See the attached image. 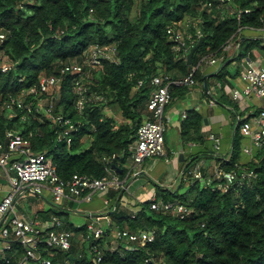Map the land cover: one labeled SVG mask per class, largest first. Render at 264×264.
Segmentation results:
<instances>
[{"label":"trees","instance_id":"1","mask_svg":"<svg viewBox=\"0 0 264 264\" xmlns=\"http://www.w3.org/2000/svg\"><path fill=\"white\" fill-rule=\"evenodd\" d=\"M168 27L183 34L186 48L175 49ZM263 28L264 0H232L228 7L217 0H0V63L10 65L6 72L0 70V142H5L8 131L28 137L31 152L50 157L64 183L74 174L102 177L107 166L103 158L112 154L116 157L108 166L124 177L127 170L122 165L132 164L130 146L136 141L137 129L151 118L147 102L156 90L150 84L154 76L177 80L192 73L195 84L172 85L171 100L198 85L207 100L230 108L238 117L228 158L221 150H213L212 155L205 151L186 166L179 189L156 186L157 201L181 204L187 216L152 209L150 201L124 206L119 200L116 204L124 192L109 191L112 212L101 217L110 219L111 227H105L95 242L101 261L94 263L91 242L84 239L88 222L75 225L69 220L72 201L56 204L52 198L49 209L35 214L44 223L58 219L72 233L71 245L63 251L40 244L43 257L51 258V264H264V148L242 163L244 137L239 129L260 109L243 119L244 111L226 95L230 80L240 76L238 65L256 59L259 51L264 53V38L241 40L238 34L243 29ZM197 31L203 42L187 64V53L200 39H196ZM230 39L239 45L232 55L223 50ZM111 46L114 60L92 62L94 51ZM212 58L222 60L210 75L219 89L210 94L203 71ZM73 64L81 65V74L61 77L52 99L54 116L68 119L74 128L69 143L66 138L58 140V123L36 111L35 95L25 96L32 104L30 112L4 107L32 86L37 88L40 77L59 76L63 66ZM73 79L86 88L81 113L75 108ZM203 124L201 113L187 111L180 124L182 143L203 145ZM201 158L205 163L200 166V180L193 171ZM211 160L223 172L235 173L233 183L213 178ZM250 171L252 178L244 176ZM117 229L153 235V239H118ZM10 243L9 250L0 252V264H18L24 254L18 241L11 238Z\"/></svg>","mask_w":264,"mask_h":264},{"label":"built area","instance_id":"2","mask_svg":"<svg viewBox=\"0 0 264 264\" xmlns=\"http://www.w3.org/2000/svg\"><path fill=\"white\" fill-rule=\"evenodd\" d=\"M220 5L226 7L232 0H217ZM209 7L210 4L208 3ZM247 13L248 11H244ZM264 31V28L261 29ZM167 34L171 41L175 44V49L186 48V40L183 34L175 30L173 27L167 28ZM201 38V33L196 32V39ZM3 35H0V42ZM187 39H190L188 36ZM233 46L232 39L228 40L223 50L228 51ZM98 58L108 60L115 59V48H101L94 51L90 58L95 62ZM222 58L208 59L206 63L217 64ZM10 69V65L0 63V70L6 72ZM59 76H42L38 80V87L32 86L27 93H21L18 98H12L9 102L4 103V107L11 109L12 107L22 108L30 112L32 110L31 101L26 100V95H35L36 111L42 113L53 124L58 123L61 127L60 134L57 135L58 140L66 138L67 143L70 142L69 133L74 129L68 119L62 116H54L53 114V96L57 93L61 84V77L69 75H80L82 72L81 65H65L61 68ZM240 79L244 83L242 91L230 90V97L233 101L241 102L244 99L255 97L263 100V106L259 112L248 120H244L240 125V133L243 137H247L250 147H244L243 152L252 157L255 150L264 148V65L256 62L247 63L240 72ZM142 82H139L138 86ZM150 84L156 87V90L150 95L147 102V108L151 112V118L146 119L137 129L136 141L130 146L132 151V164L138 165L145 159L158 157L163 154L164 149V109L171 102L170 87L195 84L192 73H189L183 79L171 80L168 75L154 76ZM219 86V84H217ZM73 91L76 94L75 108L81 113L86 102V88L82 86L81 81L73 79ZM210 105H215L214 101H210ZM186 114L183 113L182 118ZM65 126V127H64ZM5 142H0V169L8 181V192L0 200V252L3 254L10 249L11 238L19 242L24 250L23 256L18 264H51V258L43 257L39 251L40 244L49 249H61L67 251L70 249V238L72 233L63 229L62 223L58 219H52L49 222H41L36 215L28 219L19 217L14 212V205L17 198L27 191H31L33 195L42 193L43 185L49 186L51 195L56 204H61L64 200H73L75 198H85L89 200L93 193L104 192L109 189L119 190L122 186L120 177L109 167L116 155L104 157L103 161L107 164L105 167V175L100 178H93L86 175L74 174L67 182H62L57 174L56 168L50 157L44 153L33 154L30 150V140L28 137L15 132L8 131L6 133ZM213 141V149L216 153L220 152V141L214 135H211ZM201 164H197L193 171L194 178L202 179L203 174L200 170ZM235 173L223 172L219 165L214 166L213 178H223L228 184L235 180ZM244 176L252 178L254 174L250 171ZM150 207L155 210L174 211L179 218H184L189 214L188 210L181 204L173 202L157 201L155 194L149 199ZM133 217V216H132ZM103 222L91 219L87 225V233L84 239L91 242L90 250L93 253L94 263L101 261V252L98 248L96 240L104 235L105 227H111V220L105 218ZM49 223V224H48ZM48 225V226H47ZM142 235V234H141ZM136 233H129L127 230L117 229L115 237L118 239H128V241H136L139 236L141 239L151 241L153 235L141 236Z\"/></svg>","mask_w":264,"mask_h":264},{"label":"crops","instance_id":"3","mask_svg":"<svg viewBox=\"0 0 264 264\" xmlns=\"http://www.w3.org/2000/svg\"><path fill=\"white\" fill-rule=\"evenodd\" d=\"M239 38H264V31L243 29L238 34ZM238 44L233 41V46L227 51L232 55L236 53ZM257 57L254 60H244L238 66L242 69L247 61L251 63H258L264 65V53L260 52L256 54ZM231 58V57H230ZM206 63L203 73L209 79L210 94H213L219 86L214 83L213 78L210 77L217 69V64ZM235 64V63H234ZM233 64V65H234ZM204 84V83H203ZM204 86V85H203ZM244 83L240 79V76L236 79L230 80L229 90H226V95L230 97V90L242 91ZM210 100V99H209ZM204 97L202 89L195 85L190 88L189 92L181 97L171 100V102L164 109V149L163 154L158 157H152L145 159L138 165L126 162L122 165V168L127 170L123 178H120L122 186L121 190L124 194L120 197V201L124 206H134L139 203L147 202L155 194L156 186H161L168 190L179 189L181 187L182 175L186 166L192 161V159L200 154L212 155L213 153V141L211 135H214L220 141L221 155L228 158L229 151H231V142L233 140L234 127L238 120V117L232 112V110L226 106L219 104L210 105V101ZM238 102V101H234ZM239 111H244V117L253 115L257 110L263 106V100L255 97L244 99L239 102ZM197 110L206 119V123L203 124L202 133L206 136V141L203 145L195 143L184 144L180 140V124L184 118L183 113L187 114L189 110ZM107 112H109L107 110ZM120 116V115H119ZM242 146V154L240 161L242 163L250 159V156L243 152L244 147H250L251 142L247 137H244ZM183 153V162L179 160L180 153ZM192 158H190V156ZM200 164L205 163V159L199 160ZM210 166H216L217 163L211 160ZM114 170V169H113ZM115 173H118L115 171ZM185 188L181 189L184 191ZM8 181L0 169V200L7 194ZM109 189L104 192H95L92 194L89 200L85 198H75L72 201L71 216L80 215L84 218V223L89 222L91 219L103 222L106 219L101 215L107 213L110 210L112 200L108 197ZM122 194V193H121ZM52 195L49 186L43 185L42 193L40 195H34L33 198H24L20 195L14 205V212L17 216L28 219L31 216L36 215L38 210H47L52 205ZM70 220V219H69ZM73 223V222H72ZM49 224V223H48ZM48 226V225H47Z\"/></svg>","mask_w":264,"mask_h":264},{"label":"water","instance_id":"4","mask_svg":"<svg viewBox=\"0 0 264 264\" xmlns=\"http://www.w3.org/2000/svg\"><path fill=\"white\" fill-rule=\"evenodd\" d=\"M202 42H203V38H200L199 40H198V42H197V44L196 45H194L192 48H190V50H189V52L187 53V55H186V63L187 64H190L191 63V58H192V55L194 54V52L202 45ZM204 87L205 88H207L206 87V81H204ZM204 123H206V119H204ZM237 125H238V123H236V125H235V127H234V130L236 129V127H237ZM179 160L180 161H182L183 162V153H182V151H181V153H180V155H179ZM114 168V166H112V169ZM119 199H120V197H118L117 199H116V204L118 203V201H119ZM112 212V211H111ZM3 221V220H2ZM2 221L0 222V226H1V224H2ZM144 234L145 233H143L141 236H144Z\"/></svg>","mask_w":264,"mask_h":264},{"label":"rangeland","instance_id":"5","mask_svg":"<svg viewBox=\"0 0 264 264\" xmlns=\"http://www.w3.org/2000/svg\"><path fill=\"white\" fill-rule=\"evenodd\" d=\"M259 52H261V51H259ZM259 54V53H258ZM242 69L240 68V71H241ZM236 103V102H235ZM237 105H241L239 102H237L236 103ZM107 110V109H106ZM109 113V112H108ZM117 117V119H119V120H121V116H119V115H117L116 116ZM98 193V192H97ZM100 193V192H99ZM22 197H24V198H33L34 197V195H33V193L31 192V191H27L26 193H24L23 195H22ZM69 219H70V221L71 222H73L75 225H81V224H83L84 223V218H81V216L80 215H77V216H71V214H70V216H69Z\"/></svg>","mask_w":264,"mask_h":264}]
</instances>
